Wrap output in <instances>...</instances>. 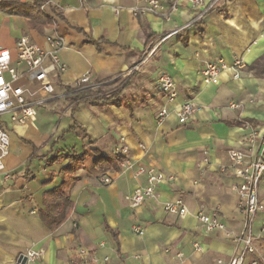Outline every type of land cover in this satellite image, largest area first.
<instances>
[{"label": "crops", "instance_id": "1", "mask_svg": "<svg viewBox=\"0 0 264 264\" xmlns=\"http://www.w3.org/2000/svg\"><path fill=\"white\" fill-rule=\"evenodd\" d=\"M160 1L166 5L171 0ZM211 1L204 0V6ZM136 2L47 0L44 12L52 27L41 30L23 17L0 12V47L13 54L22 36L44 49L46 36L64 39L59 58L66 71L57 77L59 90L86 72L108 82L135 67L123 78L125 87L115 103L80 104L75 112L64 101L50 103L37 109L39 120L33 124L7 126L5 167L11 178L0 185V264H15L20 255L37 250L44 256L34 264H74L80 249L96 259L93 264H216L234 254L224 234L203 232L196 216L214 213L235 233L241 227L227 152L240 148L244 122L256 125L264 118V70L256 74L252 69L260 60L264 65V0L220 2L193 24L199 11L187 2L179 3L169 21L135 16ZM218 58L228 65L241 59L246 68L238 80L224 73L218 85H206L200 72ZM161 73L174 80L177 92L167 104L156 86ZM188 101L197 111L180 125L176 112ZM230 102L240 109H228ZM162 107L168 115L158 122ZM121 139L127 159L173 178L136 209L126 198L144 186L145 177L134 176L137 166L123 171L118 165L115 150ZM81 154L82 166L71 177L75 182L62 184V169ZM97 156L108 163H97ZM103 177L110 182L101 183ZM259 198L264 205V190ZM178 199L186 206L184 217L163 209ZM66 200L72 209L50 230L42 217L60 215ZM257 220L264 222V212ZM257 231L255 239H263Z\"/></svg>", "mask_w": 264, "mask_h": 264}, {"label": "built area", "instance_id": "2", "mask_svg": "<svg viewBox=\"0 0 264 264\" xmlns=\"http://www.w3.org/2000/svg\"><path fill=\"white\" fill-rule=\"evenodd\" d=\"M182 1L199 11L196 19L192 22L193 24L208 10L213 9L220 2L229 0H212L206 6H204V0H171L166 5L160 0H137L132 12L135 16L150 15L169 21ZM47 5L48 3H45L42 6L43 11ZM114 12L118 14V10H114ZM187 27L188 25L173 31L163 40ZM45 41L48 44V49L40 47L27 36H22L15 43L14 54L7 48L0 47V185L11 178V173L5 167V159L9 154L10 146L7 126L25 127L33 124L38 108L45 107L57 99H64L65 96L63 89L59 90L57 87L58 75L66 71V65L59 58V52L66 47L65 41L56 34L46 36ZM152 52L153 50L149 53ZM134 68L122 74L121 78L128 76ZM245 68L246 65L241 59H235L232 64L228 65L224 60L218 58L207 63L200 75L204 84L218 85L222 74L229 73L233 80H238L240 72ZM113 81H108V84ZM75 84L87 85L91 90H96L102 85L92 82L89 72L83 74ZM156 86L159 93L163 95L166 104L176 98L175 82L168 74L161 73L156 80ZM227 108L239 110L240 104L230 102ZM196 111L197 108L192 102H184L176 112L178 123L185 125L193 118ZM167 115L166 107H162L156 114L157 121L162 122ZM243 127L246 134L239 143L240 148L227 152V169L235 180L230 191L237 196V211L242 216L240 230L235 233L227 229L214 213L200 211L196 216L203 232H220L234 245V254L228 260H217L216 264H264V261L257 255L254 244V221L259 213L264 212V205L259 198L260 191L264 190V118L256 125L244 122ZM115 152L117 157L123 159L121 163L123 171L137 166L134 176L145 177L144 186L136 187L132 194L126 198L132 209L153 199L159 186L173 179L152 166L137 164L127 159L128 147L123 139L120 140ZM203 155L204 161L207 163L208 151L203 152ZM100 181L103 184H108L110 179L103 177ZM163 209L169 214L180 217H184L186 214V206L180 199L166 202ZM258 230L260 235H264V222ZM133 232L139 233L140 228H133ZM193 247L195 251H201L199 244L195 243ZM22 256L25 258L24 264H34L40 261L44 254L41 250H37L28 251ZM177 257H181V255L178 254ZM106 260L105 258L104 261ZM95 262L96 259L90 253L80 249L74 264H93Z\"/></svg>", "mask_w": 264, "mask_h": 264}, {"label": "trees", "instance_id": "3", "mask_svg": "<svg viewBox=\"0 0 264 264\" xmlns=\"http://www.w3.org/2000/svg\"><path fill=\"white\" fill-rule=\"evenodd\" d=\"M47 0H0V12L7 13L10 15H16L23 17L27 20L28 25L31 28L41 30L44 27H52L51 18L45 14L42 6ZM54 15L60 16L58 10L54 7L51 8ZM262 60L256 62L252 69L255 73L260 74V70H264V65L261 63ZM94 83L102 84L98 89L91 90L89 86L77 85L63 86L62 89L65 93L63 101L69 106L71 112H75L80 104H111L118 101L124 89V85H116L117 80L108 84V82H98L92 79ZM85 154H81L75 158L71 163L66 165L62 169L61 182L66 186H72L75 180L71 177L72 175L81 168ZM118 165H121L123 159L117 157ZM95 161L97 163L104 162L103 158L97 156ZM105 163H108L105 161ZM72 209V203L66 200V205L63 212L58 216H52L46 214L42 217L43 221L50 230L56 229L68 216Z\"/></svg>", "mask_w": 264, "mask_h": 264}, {"label": "rangeland", "instance_id": "4", "mask_svg": "<svg viewBox=\"0 0 264 264\" xmlns=\"http://www.w3.org/2000/svg\"><path fill=\"white\" fill-rule=\"evenodd\" d=\"M117 82L118 83H116V85L118 84L119 87L124 85V79L123 78H120L119 80H117ZM52 103H56L55 106H60V104L63 105V99H57L56 101H54ZM60 108L61 107L57 108L56 111L59 110ZM36 119H38V117ZM260 224H261L260 220H257V218H255V221H254V230H255L254 234L255 235H254V237L256 236V234L258 232L257 230L260 227ZM254 244H255L256 251H257V255L264 261V237H263V239H261V238L255 239Z\"/></svg>", "mask_w": 264, "mask_h": 264}, {"label": "water", "instance_id": "5", "mask_svg": "<svg viewBox=\"0 0 264 264\" xmlns=\"http://www.w3.org/2000/svg\"><path fill=\"white\" fill-rule=\"evenodd\" d=\"M25 263V258L20 255L17 260H16V263L15 264H24Z\"/></svg>", "mask_w": 264, "mask_h": 264}]
</instances>
